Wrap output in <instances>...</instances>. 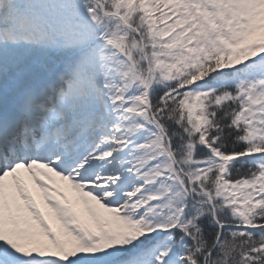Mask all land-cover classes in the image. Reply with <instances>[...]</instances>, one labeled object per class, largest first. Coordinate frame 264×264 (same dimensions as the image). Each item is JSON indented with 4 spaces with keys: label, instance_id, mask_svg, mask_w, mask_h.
I'll return each instance as SVG.
<instances>
[{
    "label": "snow or ice",
    "instance_id": "obj_1",
    "mask_svg": "<svg viewBox=\"0 0 264 264\" xmlns=\"http://www.w3.org/2000/svg\"><path fill=\"white\" fill-rule=\"evenodd\" d=\"M0 264H264V0H0Z\"/></svg>",
    "mask_w": 264,
    "mask_h": 264
}]
</instances>
